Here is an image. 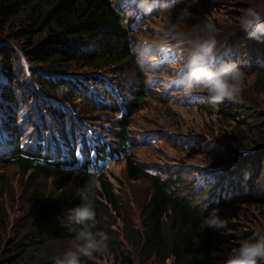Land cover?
<instances>
[{
  "label": "trees",
  "instance_id": "obj_1",
  "mask_svg": "<svg viewBox=\"0 0 264 264\" xmlns=\"http://www.w3.org/2000/svg\"><path fill=\"white\" fill-rule=\"evenodd\" d=\"M244 8L246 7L238 5V9ZM119 17L110 0H0V127L3 134L0 143H9L19 155L21 152L29 155L32 149L34 157L45 159L49 154L48 149L41 148L45 133L51 130L60 136L63 130L83 131L82 126L75 125L67 110L53 107L46 97L62 104H71L74 110L79 109L76 112L78 118L90 128L99 111L106 109L101 103L100 108L96 107L99 90L103 86L96 77L88 75L91 69H104L108 66L123 72L131 65L129 69L134 71L132 76L136 80L127 91L130 99L124 104V108L127 114H134L139 110L146 91L143 78L139 75L140 70L130 52L127 33L120 26ZM2 40H7L8 43L12 41L13 44H3ZM261 56L264 65V45ZM21 59L27 62L31 81L25 77L26 69ZM259 72L260 77L264 78V68ZM80 74L84 80L78 77ZM126 81L129 83L130 80ZM31 85L38 88L40 95L32 92ZM88 86L92 88L88 89ZM105 99L110 104L111 113L117 110L111 92H105ZM262 103L264 104V99ZM220 109L224 116L235 123L239 122L235 118L236 114L245 113L224 106H220ZM129 119L126 115L120 120H113V127H120V131L111 130L109 135L120 142L127 139ZM246 128L253 131L248 125ZM28 130L31 132L30 140L35 143L29 150L21 147L20 143L23 133ZM256 133L260 134L258 131ZM237 140L244 142L248 139L239 136ZM125 144L126 141L117 147L123 149ZM18 163L19 173L28 176L26 170L31 163L23 159H18ZM261 164L264 165V160L260 165L257 162L255 168L261 170ZM58 168L35 167L34 173L37 175L32 173L27 177L28 183H20L21 194L18 198L12 188L4 185V175H0V187L4 186L7 191L4 194L0 190V201H3L4 195H9L12 201L21 200L30 204L27 213L30 224L25 222L19 228L16 232L17 240L12 241L9 251L1 255L0 264H53L54 256L45 255L49 245L63 237L74 238L75 232L69 231L64 221L58 220L67 208L79 203L75 189L83 187L88 182V177L83 176V180L73 183L76 184L71 187L73 190H67L63 185L67 183L66 177L69 173ZM128 171L132 180L138 179L140 172L134 164H129ZM50 177L55 184L51 186L47 197L42 186ZM102 186L105 187L107 198L114 203L115 196L111 188L105 183ZM154 187L157 198L155 203L158 205L167 202L169 199L159 183H154ZM263 196L264 192L258 198L251 199L252 203L264 208ZM94 203L96 228L93 231H99V205L95 201ZM224 205L233 207L232 203ZM163 209L142 210L145 240L140 249H136L140 259L154 257L164 262L172 256V264H216L212 255L216 246L236 248L235 242L229 241L226 234L211 237L209 228L201 227L204 218L183 205L173 208V220L169 228H161L159 214ZM4 218L6 212L2 205L0 230L3 229ZM123 220L126 240L130 242L129 233L140 239L132 228V221L129 218ZM239 236L243 239L250 237ZM239 236H235V239ZM123 264L132 263L126 260Z\"/></svg>",
  "mask_w": 264,
  "mask_h": 264
},
{
  "label": "rangeland",
  "instance_id": "obj_2",
  "mask_svg": "<svg viewBox=\"0 0 264 264\" xmlns=\"http://www.w3.org/2000/svg\"><path fill=\"white\" fill-rule=\"evenodd\" d=\"M117 3L119 0H112ZM241 4L244 7L253 6L264 14V0H193L192 4L186 5L184 8L171 13L169 16L156 13L153 21L149 23V30L147 31V39L168 40L172 34L182 35L183 39L187 42L198 40L200 38L195 36L198 33L202 36V39L207 38L209 35L215 36L217 44H224L227 46L228 41L234 43H241L242 36H237L242 32L239 26V16L241 10L238 9V5ZM187 10L190 14L187 15ZM212 25L213 32H209L207 26ZM132 35V34H131ZM139 36L134 38L138 39ZM179 37L174 40L179 41ZM131 44L132 36L130 39ZM3 44L9 43L7 40H2ZM16 45V44H14ZM132 46V45H131ZM223 46V45H222ZM220 46H218L219 48ZM246 45L242 48L244 56H247ZM129 67L131 65H128ZM259 68H264L263 64H260ZM132 74L131 71H128ZM109 78V76L107 75ZM108 81V80H107ZM110 83L107 82L109 87ZM209 100V97H206ZM264 78L251 73L250 75H244L241 91L231 100H225L218 104L223 105L226 108L232 110H242V113L236 114V120L239 122L231 121L229 117L224 116L222 111L216 114V108H209L211 110H199L192 106L184 108L183 106L172 105L171 108L166 110L159 107H154L153 102H148L145 108L142 109L143 114H140L137 118L138 122L146 125L150 130H155L160 134H167L164 130L175 132L184 138H196L197 143L187 149L177 148L174 144V140L168 141L165 144L166 151L157 150L159 159H149L154 163H161L167 166V170L170 173L176 172L180 175L179 179L184 178L186 180L185 188L182 191L187 192V195L182 196V202H187V206L192 205L191 198L196 197L199 194H194L193 188L197 186V180L201 176L197 174L193 179L190 172H198L199 170H221L231 168L235 165L237 167L242 163V169L249 172V175L243 178L242 185L246 199L243 203L236 204L231 209L220 210L219 217L227 220V227L221 230H213L210 232L213 236L217 234H227L229 241L235 242V246H239V242L243 240L239 236L235 239V235H243V237H252L255 231L264 235V208L257 203H251L248 198L254 197L260 192H264V165L261 164V170H257L255 165L249 166V162H258L259 165L264 160ZM210 101V100H209ZM246 125L250 127L249 131ZM256 131L260 132L257 134ZM170 138L174 136L167 135ZM239 136L246 138L244 142L237 140ZM173 146V147H171ZM196 148V151L192 150ZM243 148L252 150L248 154L241 155L237 153V148ZM223 156L226 162H219L218 160ZM242 159V160H241ZM237 161V162H236ZM119 171V170H118ZM117 171V172H118ZM222 171L217 175L222 176ZM5 180L8 181L13 187L18 185L16 170L6 169ZM119 184H113L115 188L119 189L118 196L122 204L120 217L114 215L109 217L100 213V222L98 226L103 229H112L116 236H111V247L103 254H100V258H93L91 264H123L124 261L130 260L132 264H172L173 258L169 256L166 261L162 262L154 257L140 259L137 248L142 246L143 240H140L132 233L130 243L122 241L123 235V220L129 218L132 221V228L142 236L143 233V216L142 209L145 202L151 201V187L150 182L143 178L137 181L129 180L125 174H121L119 178ZM177 182L175 179L173 181ZM67 190L71 189L70 184L65 183L63 185ZM0 190L6 194L4 188L0 187ZM99 190L96 188V191ZM181 191V190H180ZM179 191V192H180ZM208 192H205V198L207 199ZM3 201H0V208L2 205L5 207L6 218L3 220V229L0 230V259L1 255L5 254L12 241L16 239V232L22 227L25 222L29 225V219L27 217L28 206L20 201H12L10 197L4 195ZM193 200V199H192ZM204 206V204H200ZM152 209V208H150ZM172 216L164 218V226L169 227ZM116 228V230H114ZM17 240V239H16ZM72 239L63 238L58 239L49 245L46 256H58L62 255L65 251L69 250L72 246ZM169 241V239H168ZM123 245V246H122ZM215 251L216 260H224L232 251V249L225 246H216Z\"/></svg>",
  "mask_w": 264,
  "mask_h": 264
},
{
  "label": "clouds",
  "instance_id": "obj_3",
  "mask_svg": "<svg viewBox=\"0 0 264 264\" xmlns=\"http://www.w3.org/2000/svg\"><path fill=\"white\" fill-rule=\"evenodd\" d=\"M141 7L147 12L151 11L150 6L142 4ZM182 11L190 15L186 9ZM239 26L249 38L260 40L264 37V14L256 7H246L241 10ZM207 28L210 33L214 31L212 25ZM189 43L190 50L181 68L182 75L175 83L182 85L185 92H191L195 87L205 89L210 102L216 105L226 99H233L241 91L244 71L235 62H222L218 68L213 67L217 56L215 36L209 35ZM89 175L92 178L83 187L75 189L79 203L65 210L62 216L68 230L75 232L72 246L62 255L53 257V264H80L81 257L87 258L108 251V235L104 231H93L96 228L95 189L99 182L91 171ZM217 213L218 210L214 209L203 219L201 227L225 229L227 220L221 219ZM259 261H264V235L254 234L253 237L241 240L239 246L226 257L224 264H258Z\"/></svg>",
  "mask_w": 264,
  "mask_h": 264
}]
</instances>
